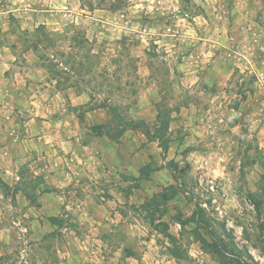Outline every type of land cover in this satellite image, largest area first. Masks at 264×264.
<instances>
[{"label":"rangeland","instance_id":"rangeland-1","mask_svg":"<svg viewBox=\"0 0 264 264\" xmlns=\"http://www.w3.org/2000/svg\"><path fill=\"white\" fill-rule=\"evenodd\" d=\"M263 78L264 0H0V264H264Z\"/></svg>","mask_w":264,"mask_h":264},{"label":"crops","instance_id":"crops-1","mask_svg":"<svg viewBox=\"0 0 264 264\" xmlns=\"http://www.w3.org/2000/svg\"><path fill=\"white\" fill-rule=\"evenodd\" d=\"M107 175H108V173H106ZM108 187V186H107ZM112 214V213H111ZM129 257H134L135 258V256H134V254H131Z\"/></svg>","mask_w":264,"mask_h":264},{"label":"built area","instance_id":"built-area-1","mask_svg":"<svg viewBox=\"0 0 264 264\" xmlns=\"http://www.w3.org/2000/svg\"><path fill=\"white\" fill-rule=\"evenodd\" d=\"M262 81L264 82V78L262 79ZM213 188V187H212Z\"/></svg>","mask_w":264,"mask_h":264}]
</instances>
